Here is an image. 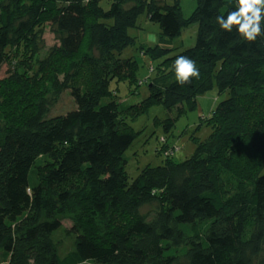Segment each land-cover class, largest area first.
Listing matches in <instances>:
<instances>
[{"label": "trees", "instance_id": "trees-1", "mask_svg": "<svg viewBox=\"0 0 264 264\" xmlns=\"http://www.w3.org/2000/svg\"><path fill=\"white\" fill-rule=\"evenodd\" d=\"M90 1L0 0V156L42 140L39 155L7 156L0 169V264H264V37L220 28L234 0H189L188 16L181 0H110L111 21L92 19ZM139 15L158 25L161 45L187 46L136 45ZM50 20L59 44L33 61ZM133 45L155 61L145 80L133 56H120ZM181 55L199 69L185 85L172 70ZM143 86L145 97L127 101ZM214 87L227 97L200 118L210 132L191 136L193 153L175 161L176 146L159 139L160 164L129 176L130 122L153 105L174 112L169 122ZM65 90L72 107L52 113ZM181 193L189 222L170 204ZM71 205L73 240L58 247L56 212Z\"/></svg>", "mask_w": 264, "mask_h": 264}, {"label": "rangeland", "instance_id": "rangeland-1", "mask_svg": "<svg viewBox=\"0 0 264 264\" xmlns=\"http://www.w3.org/2000/svg\"><path fill=\"white\" fill-rule=\"evenodd\" d=\"M166 3L172 4L174 0H164ZM110 0H92L88 4V10L93 11L92 16L98 20L111 21V19L118 13L116 7H111L109 4ZM193 3L189 0H181L183 14L188 16L193 8ZM195 5V3H194ZM52 21L42 22V27L45 29V47L39 54L33 57V61L36 59H43L47 51L58 45V38L55 32L50 30ZM194 29L195 27L192 26ZM189 29L184 30V33H188ZM129 33L135 37L136 45L143 43L148 46H155L160 44L159 42V28L157 24H153L146 19L144 15H139L137 20V27L131 28ZM150 36H155L156 41L152 43L149 39ZM183 36V35H182ZM181 37H176L171 45H161V47L176 48L179 50L180 47L187 46L183 44L180 46ZM191 44V43H190ZM180 46V47H179ZM132 55L138 62V76L140 79L145 80L148 75H151L149 70L150 66L154 65L155 61L151 60L147 55L142 54L138 51V48L133 45L123 50L121 57ZM6 66L0 70V77L4 75ZM113 86V85H112ZM118 95L122 99H126L127 94V82H122L118 85ZM145 87H141V94L134 95L127 98V101H137L145 97ZM227 97L226 93H218L214 88L207 91L206 93L197 97V105L194 110H187L185 113L180 114L174 119L167 120L171 117L174 112L168 111L161 105H153L150 107L148 112L140 115L135 120L130 122L132 127L138 131L132 145L127 149L126 155L129 157L128 164L126 165V172L129 176H135L138 171L146 164L159 165L163 159V155L155 152L157 150L158 140L166 138L167 143L176 146L174 155L172 157L175 161H181L188 158L195 149V144L191 136L199 137L204 139L208 136L210 128L206 125H201L197 128L200 122V118L209 115L221 100ZM18 102V101H17ZM63 107L67 109L72 107L70 99L68 97L67 90L60 92L55 96V104L52 113L60 112ZM11 114V111L8 112ZM42 145V140L35 135L31 136L22 147H5L0 156V169L6 165L7 156H12L18 153H26L30 155H39V149ZM68 185V184H67ZM53 197L55 195L51 194ZM60 204V203H57ZM171 207L174 209H180L182 214L179 220L189 222L191 221L190 207L188 204V197L186 193H181L177 196H173L170 201ZM141 212H146V215H152L154 212L151 211L147 206L141 208ZM79 213L78 207L71 205L64 211L56 212V218L61 221L62 229L56 232L55 239L57 240L58 247H70L73 237L68 235V231L72 228L74 223V215L77 216Z\"/></svg>", "mask_w": 264, "mask_h": 264}, {"label": "clouds", "instance_id": "clouds-1", "mask_svg": "<svg viewBox=\"0 0 264 264\" xmlns=\"http://www.w3.org/2000/svg\"><path fill=\"white\" fill-rule=\"evenodd\" d=\"M232 3V0H229ZM216 22L221 29L231 32L235 27L239 35L247 42H254L257 37H264V0H234V10L227 16L218 15ZM155 43L156 37L150 36ZM132 56V55H128ZM149 70H152V65ZM172 70L175 72L176 82L185 85L191 78L199 77L196 62L186 56H178L174 61Z\"/></svg>", "mask_w": 264, "mask_h": 264}]
</instances>
